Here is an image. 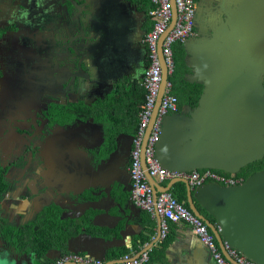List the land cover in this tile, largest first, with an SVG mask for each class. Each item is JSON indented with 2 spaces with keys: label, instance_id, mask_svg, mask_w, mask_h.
Segmentation results:
<instances>
[{
  "label": "crops",
  "instance_id": "0c3cea01",
  "mask_svg": "<svg viewBox=\"0 0 264 264\" xmlns=\"http://www.w3.org/2000/svg\"><path fill=\"white\" fill-rule=\"evenodd\" d=\"M153 7L151 0H0V264H51L72 255L114 262L146 250L147 264H217L187 223L170 222L159 241L162 218L131 200L129 159L146 99L143 39L153 29ZM233 20L220 16L221 30L210 39L197 26L174 46L200 96L203 84L187 76L197 62L215 58L220 47L210 43L232 30ZM198 103L181 98L178 113ZM51 108L54 125L44 120ZM227 174L257 179L241 194L218 195L211 187L197 198L193 188L194 204L216 227L218 216H237L256 248L250 231L264 227L252 229L247 220L259 198L264 211V156ZM152 185L184 194L191 210L186 183ZM89 236L104 239L98 256L82 250Z\"/></svg>",
  "mask_w": 264,
  "mask_h": 264
},
{
  "label": "water",
  "instance_id": "95a60500",
  "mask_svg": "<svg viewBox=\"0 0 264 264\" xmlns=\"http://www.w3.org/2000/svg\"><path fill=\"white\" fill-rule=\"evenodd\" d=\"M176 15L177 12L174 9L171 27L176 20ZM231 25L232 30L210 43L220 47L215 58L212 61L197 62L193 67V75L187 76L191 82H198L204 86L198 106L194 109L188 107L186 113L168 115L163 120L162 134L156 145V157L160 164L171 172L213 169L236 173L242 166L264 156V88L261 84L264 66L254 65L259 61L251 59L256 52L254 49L251 50V41L258 35L253 37L250 33L251 27L264 28V22L259 20L253 23L252 20L243 19L233 20ZM162 43L163 39L159 43L163 87L154 111L155 116L165 85L169 81L162 54ZM258 51H263V48ZM261 60L264 61L262 57ZM150 132L151 128L147 131L146 137ZM103 162L106 161L102 160L101 164ZM144 167L147 169L145 163ZM146 173L148 182L152 185L155 180L149 175V171ZM256 179L257 177L253 176L243 184L234 187L223 186L216 182L209 183L197 187L196 197L201 198L203 191L211 187L218 190V195L222 192L241 194ZM175 180L187 184L188 203L191 210L207 223L228 260L238 264L227 255L226 245L241 252L256 264H264V229L250 231V236L253 234L256 239L255 248L245 240V228L237 216L226 217V219L218 216L219 226L216 227L197 210L193 201V188L188 181ZM153 189L156 196L159 193L157 186H153ZM170 190V187L165 188V191ZM201 203L208 208L215 205L214 201ZM240 207L247 209L245 205ZM262 207L263 201L259 198L253 207V217L247 220L252 229L264 227V222L263 225L257 223L258 211L259 217H264V211L261 212ZM221 214L226 216L222 212ZM89 237L88 246L82 250L98 256L96 255L97 246L104 239ZM70 249H72L71 246Z\"/></svg>",
  "mask_w": 264,
  "mask_h": 264
},
{
  "label": "built area",
  "instance_id": "2783aa9c",
  "mask_svg": "<svg viewBox=\"0 0 264 264\" xmlns=\"http://www.w3.org/2000/svg\"><path fill=\"white\" fill-rule=\"evenodd\" d=\"M154 7L149 15L153 20V29L144 36L147 46L149 65L145 71L142 86L146 91V99L138 117L139 128L133 141L131 164V200L140 209L162 218L158 240L167 239L170 233L169 223H187L200 241L206 245L217 264H234L228 260L219 248L215 235L208 225L196 216L184 202H180L171 191H162L155 196L153 186L148 182L147 173L158 182L169 179H185L192 188L200 187L207 182H216L234 187L244 182L243 177H235L213 169L195 170L192 172H171L163 167L156 157V145L162 134L163 120L166 116L179 111V98L174 93V84L170 78L175 73L174 46L184 43L194 34L193 0H151ZM176 9V20L171 27ZM163 39L162 54L167 67L169 81L165 85L164 94L155 116L154 111L163 87V67L159 54V43ZM151 132L146 137L147 131ZM145 143V144H144ZM147 165V169L144 167ZM226 253L238 264H256L249 261L237 250L226 245ZM150 261L149 250L140 255H125L122 259L109 262L90 256L72 255L59 259L51 264H147Z\"/></svg>",
  "mask_w": 264,
  "mask_h": 264
},
{
  "label": "flooded vegetation",
  "instance_id": "af4514ba",
  "mask_svg": "<svg viewBox=\"0 0 264 264\" xmlns=\"http://www.w3.org/2000/svg\"><path fill=\"white\" fill-rule=\"evenodd\" d=\"M193 4H194L193 36L196 35L197 31H195V29L198 26L201 28V32L206 38L208 39L212 38L217 31L221 30V27L216 28L217 26L222 25V22L219 21L220 16H222L225 20L228 17H232V19H234L235 21L244 19L245 21L252 20L253 23L259 20H262L264 22V0H193ZM250 33L253 37L255 35H258L256 38H253L251 41V50L252 49L256 50L254 56L251 59L259 61L257 62L258 64H254V65L264 66V61L261 60V57L264 60V28L251 27ZM261 48H263V51H258ZM261 78L264 83V73L261 76ZM48 119H51L52 125L56 123L55 110L53 108H51V110H49L48 112L46 111L44 113V120L49 123L50 120ZM135 136H136V132L132 136V141H134ZM132 150L133 147L131 148L130 151L129 167L131 164Z\"/></svg>",
  "mask_w": 264,
  "mask_h": 264
},
{
  "label": "trees",
  "instance_id": "16d2710c",
  "mask_svg": "<svg viewBox=\"0 0 264 264\" xmlns=\"http://www.w3.org/2000/svg\"><path fill=\"white\" fill-rule=\"evenodd\" d=\"M175 53V52H174ZM175 63H176V68H175V73L171 77V81L174 84V93L178 96L179 98V103L181 102V98H184L186 102H190L192 105L196 106L198 103V99L201 93V85L199 84H191L186 80V73L189 72L187 68L184 69L183 65L180 64L178 61V55L176 53L175 56ZM179 187H183V192H185V185L183 183L178 184ZM0 192L2 193V184L0 180ZM175 197L180 201L184 202L183 198L181 196L183 195H178L176 193H173ZM185 205L189 208L188 204L185 203ZM203 210V209H202Z\"/></svg>",
  "mask_w": 264,
  "mask_h": 264
}]
</instances>
